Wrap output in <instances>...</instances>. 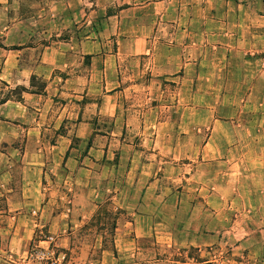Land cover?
Returning <instances> with one entry per match:
<instances>
[{
  "label": "crops",
  "instance_id": "obj_1",
  "mask_svg": "<svg viewBox=\"0 0 264 264\" xmlns=\"http://www.w3.org/2000/svg\"><path fill=\"white\" fill-rule=\"evenodd\" d=\"M97 1L110 21L106 32L115 36V44L107 52L101 49L106 45L103 40L81 44V53L90 56L87 75L77 74L73 68L71 40L41 43L32 61L26 56L34 45L0 40V80L5 86L23 87L17 98L0 102V143L5 148L0 154L6 156L4 169L9 172L5 182L18 181V186L9 185L0 215V253L9 257L25 254L34 242L36 255L43 258L54 250L60 234L50 231L37 236V229L47 224L54 229L85 223L87 211L99 205L92 198L97 191L92 188V177L98 163L108 170L111 138L95 132L98 123L102 126L109 116H116L123 126L131 119L137 121L131 122L133 127L146 126L138 116L123 117L124 92L109 87L113 69L127 58L147 62L156 78L180 79V94L193 100L185 110H193L194 118H183L179 126L192 127L195 133L187 135L184 129L186 134L180 139L196 144L195 156L200 161L193 176L182 177L199 191L212 178L205 194L210 204L223 198L216 191L222 184L234 183L233 173H245L244 160L250 161L247 174L264 173V0ZM56 13L58 8L53 15ZM11 26L15 25L5 24L3 29ZM32 76L41 79L40 88L31 83ZM204 115L211 118L204 119ZM205 127L207 133L202 137L199 133ZM137 135L135 144L126 137L119 139V159L126 174H131L130 187L138 198L132 216L124 220L122 215L116 222L113 252L118 259L137 254L139 247H133L134 243L149 235L162 241L163 220L156 219L157 207H176L184 201L159 189L161 179L169 177L168 167L159 166L161 178L155 163L157 153L150 151V143L167 142L171 136L140 131ZM241 141L246 149L238 151ZM16 143L23 144L18 158L14 155ZM146 144L149 146L142 148ZM220 159L231 161L228 169L236 171H225L227 176L221 178L213 172L207 179L199 175ZM15 169H19L18 179ZM190 219L193 217L187 222ZM199 227L185 231V245H203L205 237ZM175 243L171 232L169 244ZM211 261L201 264H213Z\"/></svg>",
  "mask_w": 264,
  "mask_h": 264
},
{
  "label": "rangeland",
  "instance_id": "obj_2",
  "mask_svg": "<svg viewBox=\"0 0 264 264\" xmlns=\"http://www.w3.org/2000/svg\"><path fill=\"white\" fill-rule=\"evenodd\" d=\"M57 1L8 0L9 7L6 9L3 6L6 1L1 0L0 40L34 45L36 48L29 50L27 61L37 58L43 42L51 39L71 40L75 50L73 68L77 74L87 75L91 66L90 56L81 53V44L85 40H103L106 45L101 47L102 51L113 50L115 36L106 32L110 21L100 10L97 0H70V5L68 0ZM57 8L58 13L53 15ZM110 9L115 7L111 5ZM5 24L15 26L3 29ZM87 49L93 48L88 46ZM111 77L109 87L124 92L123 117L138 116L139 121L146 126L133 127L131 122L137 121L132 119L129 125H126L125 121L123 126L122 122L116 121V116H109L102 126L98 123L95 132L111 138L108 170L98 163V170L95 169L97 172L93 173L92 177V188L98 191H93L92 198L99 205L87 211L89 217H86L85 223H69L68 226L62 224L54 229L47 224L37 229V236L50 231L60 234L55 240L56 245H53L54 250L43 258L36 255V247L34 242H31L28 252L23 255L12 258L0 253V264H201L204 260H212L213 264H264V173L247 174L250 161L244 160L245 173H233L231 176L235 177L234 183L227 186L222 184L216 191L223 198L216 201L215 205L210 204L205 197L206 188L210 189L212 181V178L211 181L207 179L212 177L209 174L213 172L220 174V178L221 175L226 177L227 174H223L225 171H236V168L228 169L231 161L227 159L215 160L213 163L216 165L207 166L201 171L204 173H199L209 182L202 191L195 190L182 177V174L193 176L191 174L200 160L195 156L196 144L182 142L180 139L181 134H186L182 130L187 127H180L179 123L185 117L187 120L194 118L193 110H185L187 105L191 106L193 100L180 94L181 80L156 78L151 74L147 62L132 58L121 61L117 69H113ZM32 83L38 88L42 85L41 79L35 77ZM22 88L21 85L5 86L0 80V102L7 98H17ZM203 117L210 119L211 115ZM187 130V135L195 133L192 127ZM138 131L153 136L163 134L166 138L167 135L171 136L170 141L164 142L160 139L157 143H150L151 147H154H150V151L157 153V169L164 164L168 167L169 177L161 179L159 189L174 198L176 195L181 196L184 201L176 207H157L156 219L163 220L162 241L154 234L149 235L134 243L133 247H139L137 254L118 259L116 252H113L116 222L122 215L124 220L132 216L133 202L138 198L137 192L130 187L131 174H126L125 164L119 159V139L126 137L129 143H138L135 140ZM206 133L205 127L199 134L205 137ZM244 144L241 141L237 150H245ZM13 145L17 148L14 155L18 158L23 144ZM142 146L147 148L149 144ZM3 151L4 144L0 143V152ZM5 157L0 154V215H3L2 210L5 209V193L9 185L18 186L17 180L15 183L5 182L9 175L4 169ZM157 172L162 178L163 170L159 169ZM15 174L18 179L19 169H15ZM122 202L124 207L120 205ZM141 209L144 208L140 206ZM191 216L193 219L188 223L187 218ZM197 225H200L198 232L205 237L203 245H185L188 241L185 239V231L193 232ZM171 232L176 239L175 245L169 244ZM210 234H214V237ZM5 241L6 239L1 240V247H4Z\"/></svg>",
  "mask_w": 264,
  "mask_h": 264
},
{
  "label": "trees",
  "instance_id": "obj_3",
  "mask_svg": "<svg viewBox=\"0 0 264 264\" xmlns=\"http://www.w3.org/2000/svg\"><path fill=\"white\" fill-rule=\"evenodd\" d=\"M33 79H34V76L31 77V83H32ZM22 89H23V88H22Z\"/></svg>",
  "mask_w": 264,
  "mask_h": 264
},
{
  "label": "built area",
  "instance_id": "obj_4",
  "mask_svg": "<svg viewBox=\"0 0 264 264\" xmlns=\"http://www.w3.org/2000/svg\"><path fill=\"white\" fill-rule=\"evenodd\" d=\"M39 255H42V253L40 252Z\"/></svg>",
  "mask_w": 264,
  "mask_h": 264
}]
</instances>
